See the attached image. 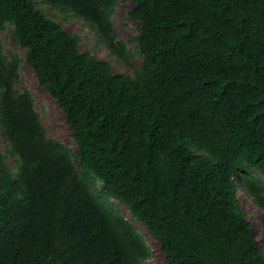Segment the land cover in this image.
I'll return each instance as SVG.
<instances>
[{"label": "trees", "instance_id": "obj_1", "mask_svg": "<svg viewBox=\"0 0 264 264\" xmlns=\"http://www.w3.org/2000/svg\"><path fill=\"white\" fill-rule=\"evenodd\" d=\"M119 0H0L15 41L67 116L48 135L0 49V264H264L240 188L264 211V0H133L140 67L115 42ZM42 6L76 17L134 75L80 49Z\"/></svg>", "mask_w": 264, "mask_h": 264}, {"label": "rangeland", "instance_id": "obj_2", "mask_svg": "<svg viewBox=\"0 0 264 264\" xmlns=\"http://www.w3.org/2000/svg\"><path fill=\"white\" fill-rule=\"evenodd\" d=\"M134 4L133 0H119L118 5L112 14V30L115 35V42H125L129 59L140 67L143 62V56L140 54L137 43L134 41L139 34V23L129 18V11ZM48 16L59 21L71 33L80 37V49L90 51L100 59L108 60L116 72H124L131 76L134 75L132 69L116 55L111 53L107 45L99 40L96 30L90 28L83 19L70 17L65 19L63 13L51 9L48 6H42ZM0 49L10 59L18 58L20 60V77L16 82L19 90H29L36 99V109L40 113L41 120L47 129L48 135L52 138L62 141L72 150H78L77 143L69 127L67 116L58 106L51 95L39 85L36 74L30 67L26 55L27 51L23 49L12 35V27H8L0 36ZM1 144L7 154V160L11 171L15 173L18 170L17 157L8 150V142L4 135H1ZM258 181L264 184V174L259 173ZM241 200L247 218L252 222L258 245L264 249V211L261 210L253 199L240 188ZM119 210L126 218L138 229L144 236L147 244L153 251L150 259L142 264H168L165 256L161 252L159 241L149 232L147 227L139 220L133 218L128 208L118 200H113Z\"/></svg>", "mask_w": 264, "mask_h": 264}]
</instances>
